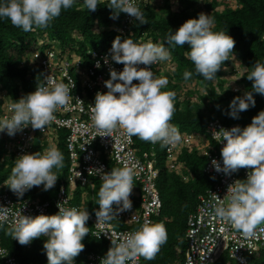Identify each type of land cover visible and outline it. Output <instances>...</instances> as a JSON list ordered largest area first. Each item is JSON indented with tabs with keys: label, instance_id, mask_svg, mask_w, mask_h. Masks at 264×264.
I'll use <instances>...</instances> for the list:
<instances>
[{
	"label": "clouds",
	"instance_id": "9594fccd",
	"mask_svg": "<svg viewBox=\"0 0 264 264\" xmlns=\"http://www.w3.org/2000/svg\"><path fill=\"white\" fill-rule=\"evenodd\" d=\"M76 2L0 0V19L7 18L13 26L29 32L35 27H46L60 15L62 9H68ZM98 3L100 0H82V7L95 11ZM108 7L113 9V19L120 13H126L139 24L148 22L135 0H109ZM214 24L211 15L201 12L198 17L187 19L175 31L166 34L167 44L188 45L185 57L193 63L195 73L209 81L214 80L235 45V40L228 32L213 31ZM170 58L171 52L165 43L151 40L136 42L130 36L122 39L120 35L114 38L103 62L123 64V69L118 71L110 67L109 79L104 81L107 91H97L95 94L91 119L94 126L101 130L100 136H109L118 125L128 136H137L152 143L160 142L162 147L181 142L179 129L169 123L174 112L175 93L161 91L167 79L155 77L151 68L147 67ZM100 66L97 61L96 67ZM183 75L188 79L193 73L186 70ZM247 79L252 81V90L230 101L227 114L232 118H239L241 112L255 107L254 93L264 95V63L257 60ZM134 80L137 83H133ZM69 98L70 88L67 84L55 81L50 76L45 77V83L38 84L35 91L13 99L8 104L6 113L0 115V133L15 136L29 125L44 131L45 125L54 118L57 107L66 105ZM213 137L224 142L221 159L211 160L215 171L225 175L240 168L248 171L246 179H236L227 186L223 198L213 195L211 215L219 221H226L239 230L243 237H250L254 235L256 226L264 222V109L253 116L251 123L246 126L222 127L213 132ZM63 159V154L54 144H50L43 152L22 153L15 158L10 175L4 179V185L18 198H22L34 186L43 185L44 191L53 193L49 189L55 184L57 186L58 178L53 169L63 167ZM96 170L102 180L97 193L99 207L95 210L98 224L132 208L130 194L133 189V168L125 164L109 172L102 168ZM37 195L42 197L41 194ZM114 204L117 206L115 209ZM57 207L58 211H53L51 215L41 213L32 216L15 215L8 206L0 204V227L8 223L7 234L24 246L38 237H45L43 251L47 256V264H76L75 257L84 249L83 241L89 233L86 222L90 214L86 209L62 206L60 202ZM162 217L166 219L165 222L168 220L163 214ZM164 224L146 220L137 230L119 239L111 238V246L100 258V264H127L138 255L147 260L154 259L160 246L167 241ZM85 261L87 263V258Z\"/></svg>",
	"mask_w": 264,
	"mask_h": 264
},
{
	"label": "built area",
	"instance_id": "2783aa9c",
	"mask_svg": "<svg viewBox=\"0 0 264 264\" xmlns=\"http://www.w3.org/2000/svg\"><path fill=\"white\" fill-rule=\"evenodd\" d=\"M143 1L150 3L148 0H135L139 8ZM134 22L135 19L125 13L121 24L115 27L116 31L122 33L123 38H127L131 34V25ZM112 42L113 40L104 49L88 48L86 51L88 56L85 57L77 51L76 44H63L46 33L44 35L37 33L31 52L23 55L19 64L35 67L37 72L40 70L41 75H37V72L34 74L33 91L38 84L45 83L47 76L67 84L70 88L69 102L57 107L53 114L54 118L45 125L44 131L33 129L29 125L15 136L0 133V160L5 162L6 168L22 153L43 152L50 144L57 147L61 135H65L68 168L66 171L55 172L58 178L54 197L44 199L32 192L31 195H27L30 189L22 198H18L4 185L3 180L0 183V204L8 206L15 215L35 216L41 213L51 215L53 211H58L59 202L62 206L88 210L90 215L86 225L89 234L97 240L107 241L108 245L102 252L89 253L87 264H100V258L111 246V238L119 239L137 230L146 220L163 224L166 220L162 217L163 200L158 183L162 169L158 149L161 143L151 142L148 150L140 152L135 143V136H128L118 125L109 136H100L101 130L94 126L91 119V107L96 92L107 91L104 81L109 79V68L114 67L118 71L123 69V64L114 61H109L108 64L103 62ZM97 61L101 64L99 68L96 67ZM162 64L160 61L147 67L151 68L155 77L160 78L164 77L160 74L164 71ZM157 66L161 67L160 72H157ZM133 83L137 81L134 80ZM24 95H26L24 91L20 92L17 99ZM0 101V115H4L8 104L13 102V97L1 84ZM235 125L243 127L241 122L226 124L220 117H213L208 121L205 131H187L177 127L182 134L181 142L173 146H163V149L160 147L165 167L181 175L185 180H188L189 176L185 173L186 164L180 158L183 151L188 149L204 155L206 162L203 172L213 179V184L199 195L195 209L187 217L185 232L187 248L184 260L180 264H219L223 260L226 264H253L249 257L259 254L264 246L262 231L264 223L256 226L254 235L245 238L226 221H219L211 215L213 195L217 194L223 198L229 184L236 179H246L247 176L246 168L225 175L223 172L215 171L211 164L213 158L221 159V148L224 143L214 138L213 132L222 127L231 128ZM110 162L117 167L127 164L133 168V189L130 194L132 208L117 213L109 221L97 224L95 210L99 205L96 193L100 188L98 182L102 184V180L96 169L102 168L109 172L113 168ZM37 191H40V186ZM77 195L80 199L78 202L74 201ZM93 202L94 206L89 208L87 205ZM113 207L115 209L117 206L114 204ZM8 227V223L0 227L1 257L7 256L9 252L1 239V230H6L7 234ZM31 243L25 246L28 248ZM7 257L9 262L13 264L16 262L14 256ZM127 264H142V256L138 255Z\"/></svg>",
	"mask_w": 264,
	"mask_h": 264
},
{
	"label": "trees",
	"instance_id": "16d2710c",
	"mask_svg": "<svg viewBox=\"0 0 264 264\" xmlns=\"http://www.w3.org/2000/svg\"><path fill=\"white\" fill-rule=\"evenodd\" d=\"M241 6L233 8L224 6L218 9L219 0H214L210 4V12L215 21L213 31H225L235 40L233 51L229 53L228 59L222 66L230 62L231 57H235L245 68L239 75L237 83L238 89L231 85H226L222 78V66L216 73L214 80H205L202 76L195 73L193 63L185 57L184 52L189 50L188 45H169L166 43V34L175 31L183 22L189 18L198 17L199 9L195 7L196 0H178L177 10L173 9L172 0H163V6L157 8L149 2H142L140 10L143 12L147 23L139 24L135 21L131 25V34L134 41L140 42L148 37L152 42L161 41L169 48L171 56L177 63L176 76L181 81H190L198 79L207 90L208 101L200 103L192 102L190 99L181 101L178 92L175 91L176 85L170 82L171 76L166 74L169 79L162 91H171L175 93L174 112L171 124L182 130L205 131L207 123L213 117H220L224 123L231 124L241 122L242 126L251 123L252 117L264 109V95L254 93L256 104L239 114V118H232L227 114L230 101L237 95H242L245 91H251L252 81L247 79L248 73L252 70V65L259 60L264 63V0H238ZM109 0H100L95 11H89L82 7V0H77L72 7L62 9L59 16L55 17L46 27H35L34 30L24 32L21 28L13 26L7 18L0 19V83L6 88L13 99L18 98V94L23 89L25 93L33 91L35 85L34 68L21 66L19 64L22 56L27 53L26 42L30 37L36 39L37 33H45L53 38H57L63 44H76L77 51L88 56V48L104 49L105 44L114 40L117 35L123 38V34L116 31L121 24L125 13H120L115 19L112 18L113 9L108 7ZM92 41V45L88 42ZM161 67L157 66V72ZM188 70L193 75L185 79L183 73ZM235 72V71H232ZM1 103V101H0ZM58 149L63 154V167L53 171H66L68 168V152L64 140V134L61 135ZM135 143L140 152L148 150L151 142L144 141L135 136ZM159 149V164L162 166L160 177L158 179L161 196L164 207L163 216H169L164 226L167 231V241L160 246L159 252L152 260L142 257V264H180L184 260V254L187 248L185 232L187 227V217L192 212L198 202L201 193L213 184V179L203 172L206 157L198 152L185 149L181 154V160L186 164L185 173H189V179L185 180L176 172L170 171L164 165V156ZM1 156V154H0ZM1 158V157H0ZM1 164L5 162H1ZM14 160L6 168L5 174L0 178V182L6 179L14 166ZM110 165L117 167L112 162ZM99 187L101 184L98 182ZM34 186L29 192L41 194L43 198L50 197L43 190V185ZM99 189L97 190L98 193ZM79 193V192H78ZM96 197L98 200V195ZM79 196L74 198L78 202ZM95 202L87 206L92 208ZM3 244L9 249L11 255L16 258L15 264H47V256L43 251V242L45 237H38L31 243L30 248L15 242L6 230H1ZM85 247L75 257L76 264H87L86 258L89 253L102 252L108 245L105 240H97L89 233L83 241ZM249 260L254 264H264V246L259 254L251 255ZM0 264H12L7 262V257L0 256ZM219 264H226L223 262Z\"/></svg>",
	"mask_w": 264,
	"mask_h": 264
},
{
	"label": "rangeland",
	"instance_id": "374dc122",
	"mask_svg": "<svg viewBox=\"0 0 264 264\" xmlns=\"http://www.w3.org/2000/svg\"><path fill=\"white\" fill-rule=\"evenodd\" d=\"M148 1H150V3L153 6L159 8V9L161 8V6H163L162 5L163 0H148ZM177 1L178 0H172L174 10H177V6H178ZM213 1L214 0H196L195 7L199 9L200 13L204 12L205 14H208L210 12V4ZM219 3L221 6H219L218 9H221L224 6L233 7V8L241 6V4L239 3L238 0H219ZM149 40L152 41V38L148 37L146 39H142L141 41L147 42ZM35 41H36V39L33 36L27 39V42H26L27 52H31V48L34 46ZM110 42L111 41H109L108 44ZM158 42L162 43L161 41H158ZM88 43L90 45L93 44L92 41H90ZM105 46H107V44H105ZM162 63H163L162 67H163L164 71H162L163 73H160V74L164 75V73H166V74H169L171 76L170 82L177 86L175 91L178 92L179 99L181 101H185L188 99H190L192 102L199 101L200 103H205L206 101H208V95H207L206 87L198 79H193V80L191 79L190 81L183 82L177 78V76H176L177 63L174 61L172 56L169 60L162 61ZM37 69L39 70L38 66H37ZM244 70H245V68L241 65V63L238 61V59H236L233 56V57H231L230 62L227 65L222 66V76L221 77L225 79L226 85H231L234 89H238L240 87V84L237 83V80L239 78V75ZM232 71H235V72H232ZM35 72H37V71H35ZM166 74L164 77L168 81L169 79L167 78ZM37 75H41L40 70L37 72ZM78 81H79V79H78ZM214 81H216V79ZM162 89H161V91H162ZM61 134H62V132H61ZM161 148L163 149V147H161ZM5 172H6V167H5L4 163L3 164L0 163V178L3 174H5ZM187 175L188 176L190 175L192 177V175L189 173H187ZM55 188H56V184L53 188L49 189V190L53 191V193L52 192L50 194L48 193V195H51V196L54 195ZM47 191H44V192L47 193ZM27 195H31V192H29ZM167 218L169 219L171 217L168 216ZM263 223L264 222H262L261 224H263Z\"/></svg>",
	"mask_w": 264,
	"mask_h": 264
},
{
	"label": "crops",
	"instance_id": "0c3cea01",
	"mask_svg": "<svg viewBox=\"0 0 264 264\" xmlns=\"http://www.w3.org/2000/svg\"><path fill=\"white\" fill-rule=\"evenodd\" d=\"M59 145V144H58ZM58 147V146H57Z\"/></svg>",
	"mask_w": 264,
	"mask_h": 264
}]
</instances>
